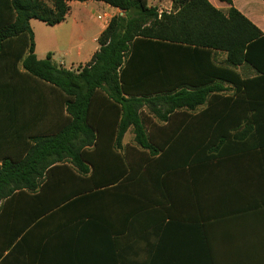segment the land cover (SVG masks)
<instances>
[{
  "label": "trees",
  "instance_id": "16d2710c",
  "mask_svg": "<svg viewBox=\"0 0 264 264\" xmlns=\"http://www.w3.org/2000/svg\"><path fill=\"white\" fill-rule=\"evenodd\" d=\"M71 1L102 2L124 12L110 20L98 38L99 51L77 71L58 66L51 53L39 60L30 24L62 23ZM218 53L225 55L223 63H217ZM244 63L264 75L263 33L234 7L224 13L208 0H173L169 13L149 0H0V65H20L38 84L39 122L50 116L51 105L58 120L48 133L39 132L22 160L0 166V217L6 219L1 251L48 214L73 204H93L101 196L138 206L142 197L155 201V191L143 183L167 168L159 157L213 154L214 143L228 137L222 120L237 117L219 111L254 110L250 91L257 80H243L236 71ZM202 106L206 110L191 116ZM178 111L186 117L180 137L158 125L174 122ZM210 119L217 130L204 129ZM196 121L203 125L191 131ZM129 131L137 148L123 144ZM190 134L191 143L185 141Z\"/></svg>",
  "mask_w": 264,
  "mask_h": 264
},
{
  "label": "crops",
  "instance_id": "0c3cea01",
  "mask_svg": "<svg viewBox=\"0 0 264 264\" xmlns=\"http://www.w3.org/2000/svg\"><path fill=\"white\" fill-rule=\"evenodd\" d=\"M208 1L224 13L234 7L264 35L263 0H232V5ZM170 4L169 10L159 12H171L173 0ZM68 5L62 23L49 26L33 19L30 24L37 58L51 53L56 62L60 56L59 65L65 67L67 60L70 70L89 64L99 51L98 38L107 25L96 17L107 10L118 15L119 10L93 1ZM94 24L100 30L89 42ZM224 60L218 53L217 63ZM236 71L243 80H257L250 91L255 108L219 111L237 117L222 120L228 137L214 143L216 152L159 157L167 168L158 171L156 181L148 176L143 183L155 191V201L142 197L138 206L101 196L93 204L70 205L32 225L3 252L6 219L0 217V264H264V75L245 63ZM37 97L38 84L21 66L0 65V166L22 160L39 132L48 133L57 124L54 105L50 116L38 121ZM204 110L202 106L190 114L199 116ZM184 112L178 111L174 122L158 125L180 137L186 129ZM200 125L191 124V131ZM218 125L210 119L204 129L217 130ZM189 137L185 141L191 143L194 136ZM180 161L185 164L176 165Z\"/></svg>",
  "mask_w": 264,
  "mask_h": 264
},
{
  "label": "rangeland",
  "instance_id": "374dc122",
  "mask_svg": "<svg viewBox=\"0 0 264 264\" xmlns=\"http://www.w3.org/2000/svg\"><path fill=\"white\" fill-rule=\"evenodd\" d=\"M170 1L171 0H149V4H150V6H152V7H157L158 9H160V10H162V11H167V10H169L170 9V7H171V4H170ZM48 4H49V6H52V3L51 2H48ZM104 13H110V14H112V16H114V13L111 11V10H107V11H104V12H102L101 13V15L102 14H104ZM98 18H100L99 16H97ZM96 17V18H97ZM102 24V23H101ZM103 26H105L104 24H103ZM92 27H93V29H90L89 31H88V40H89V42H90V40L93 38V36H95L98 32H99V30H100V27H99V25L98 24H94V25H92ZM42 34H43V36L44 35H48V31L47 30H43V32H42ZM13 45V44H12ZM15 45V47H16V44H14ZM13 45V46H14ZM17 48V47H16ZM55 60H56V64L58 65V66H61V65H59L60 63H61V58H60V56L59 57H56L55 58ZM65 63V67H70V62H68L67 60L64 62ZM20 67V65H18L17 66V68H19ZM61 67H63V66H61ZM65 67H63V68H65ZM77 69H78V66L77 67H73V68H71L70 70H73V71H77ZM40 89H41V91H43L45 94H49V91H48V89L46 88V87H44V86H41L40 87ZM153 121V123H156V120H152ZM151 129V128H150ZM149 129V130H150ZM158 133H159V131H156V130H154V131H151V134H156V135H158ZM124 145L125 146H128V147H134V148H137L136 147V145H135V143H134V135H133V133H132V131H129L126 135H125V138H124ZM134 150H136V149H134ZM134 154H137V152H134ZM145 154H147V153H145Z\"/></svg>",
  "mask_w": 264,
  "mask_h": 264
},
{
  "label": "built area",
  "instance_id": "2783aa9c",
  "mask_svg": "<svg viewBox=\"0 0 264 264\" xmlns=\"http://www.w3.org/2000/svg\"><path fill=\"white\" fill-rule=\"evenodd\" d=\"M119 14L120 15H124V12L119 10ZM115 16V15H114ZM112 16V14L110 13H104L102 15H99L100 18L97 17L98 21H100L102 24L104 25H108V23L110 22V20L114 17Z\"/></svg>",
  "mask_w": 264,
  "mask_h": 264
}]
</instances>
